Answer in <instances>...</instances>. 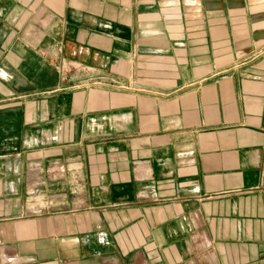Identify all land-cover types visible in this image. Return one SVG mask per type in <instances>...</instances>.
Wrapping results in <instances>:
<instances>
[{
  "label": "crops",
  "instance_id": "obj_1",
  "mask_svg": "<svg viewBox=\"0 0 264 264\" xmlns=\"http://www.w3.org/2000/svg\"><path fill=\"white\" fill-rule=\"evenodd\" d=\"M0 264H264V0H0Z\"/></svg>",
  "mask_w": 264,
  "mask_h": 264
}]
</instances>
